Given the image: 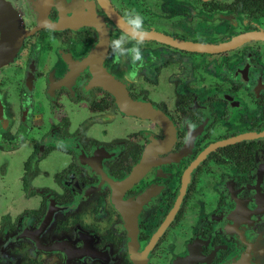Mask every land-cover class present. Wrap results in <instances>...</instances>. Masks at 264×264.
<instances>
[{
	"label": "flooded vegetation",
	"instance_id": "flooded-vegetation-1",
	"mask_svg": "<svg viewBox=\"0 0 264 264\" xmlns=\"http://www.w3.org/2000/svg\"><path fill=\"white\" fill-rule=\"evenodd\" d=\"M5 1L0 264H264V0Z\"/></svg>",
	"mask_w": 264,
	"mask_h": 264
},
{
	"label": "water",
	"instance_id": "water-1",
	"mask_svg": "<svg viewBox=\"0 0 264 264\" xmlns=\"http://www.w3.org/2000/svg\"><path fill=\"white\" fill-rule=\"evenodd\" d=\"M22 36L17 14L7 1L0 0V67L13 60L21 44ZM232 43L229 42L224 47ZM113 90H116V87Z\"/></svg>",
	"mask_w": 264,
	"mask_h": 264
},
{
	"label": "clouds",
	"instance_id": "clouds-1",
	"mask_svg": "<svg viewBox=\"0 0 264 264\" xmlns=\"http://www.w3.org/2000/svg\"><path fill=\"white\" fill-rule=\"evenodd\" d=\"M125 18L127 22L132 25V27L136 30H142L143 29V17L136 13L135 11H132L131 13H125ZM111 48L113 50V53L116 55H126L130 54L131 59L138 60L140 59V49L138 44H133L131 47H125L123 40H114L111 44ZM189 127H192L189 125ZM188 139V135L186 134L185 140Z\"/></svg>",
	"mask_w": 264,
	"mask_h": 264
}]
</instances>
